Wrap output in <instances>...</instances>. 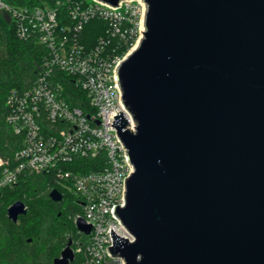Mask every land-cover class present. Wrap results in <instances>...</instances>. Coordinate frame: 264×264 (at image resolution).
I'll use <instances>...</instances> for the list:
<instances>
[{
    "label": "water",
    "instance_id": "1",
    "mask_svg": "<svg viewBox=\"0 0 264 264\" xmlns=\"http://www.w3.org/2000/svg\"><path fill=\"white\" fill-rule=\"evenodd\" d=\"M144 1L142 38L116 68L135 130L121 111L110 124L134 168L114 207L134 241L111 229L108 253L124 264H264V0ZM48 196L62 200L56 188ZM26 212L18 200L7 217ZM71 243L52 264L73 260Z\"/></svg>",
    "mask_w": 264,
    "mask_h": 264
},
{
    "label": "built area",
    "instance_id": "2",
    "mask_svg": "<svg viewBox=\"0 0 264 264\" xmlns=\"http://www.w3.org/2000/svg\"><path fill=\"white\" fill-rule=\"evenodd\" d=\"M118 4L75 2L69 23L60 24L53 7L17 9L0 0V10L17 21L18 36L36 37L47 49L31 85L7 95L6 121L22 142L10 157L0 156V189L13 187L22 174L47 173L76 197L79 211L73 223L82 218L91 228L87 234L77 230L79 237L71 239L69 264H124L121 256L108 253L111 229L134 241L114 212L115 205H125L126 178L134 168L110 124L121 111L129 130H135L121 100L116 68L142 38L146 5L144 0ZM93 18L106 22L107 36L86 46L80 36ZM115 38L129 45L124 53L109 47ZM65 75L73 79V88L61 82Z\"/></svg>",
    "mask_w": 264,
    "mask_h": 264
},
{
    "label": "trees",
    "instance_id": "3",
    "mask_svg": "<svg viewBox=\"0 0 264 264\" xmlns=\"http://www.w3.org/2000/svg\"><path fill=\"white\" fill-rule=\"evenodd\" d=\"M3 1L17 9L53 7L60 24L69 23L72 4L86 3V0ZM16 26L17 21L0 10V156L3 157H10L22 142L21 135L6 121L7 95L11 89L30 86L47 55L44 44L33 36L19 37ZM106 33V22L93 18L84 26L80 42L92 46ZM109 47L124 53L129 45L115 38ZM60 80L66 89L74 87L72 78L65 75ZM53 188L62 193L61 201L49 198ZM18 200L25 204L27 212L14 223L7 217V208ZM78 211L76 197L64 191L52 174H22L13 187L1 188L0 264H52L67 241L79 237L72 219Z\"/></svg>",
    "mask_w": 264,
    "mask_h": 264
}]
</instances>
